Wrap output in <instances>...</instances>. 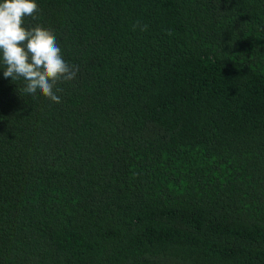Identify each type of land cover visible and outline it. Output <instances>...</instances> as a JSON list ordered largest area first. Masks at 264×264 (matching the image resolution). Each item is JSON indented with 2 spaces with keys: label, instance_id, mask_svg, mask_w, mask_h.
Listing matches in <instances>:
<instances>
[{
  "label": "trees",
  "instance_id": "16d2710c",
  "mask_svg": "<svg viewBox=\"0 0 264 264\" xmlns=\"http://www.w3.org/2000/svg\"><path fill=\"white\" fill-rule=\"evenodd\" d=\"M36 3L79 71L0 63V264H264V0Z\"/></svg>",
  "mask_w": 264,
  "mask_h": 264
},
{
  "label": "clouds",
  "instance_id": "9594fccd",
  "mask_svg": "<svg viewBox=\"0 0 264 264\" xmlns=\"http://www.w3.org/2000/svg\"><path fill=\"white\" fill-rule=\"evenodd\" d=\"M36 0H0V63L3 77L23 80L22 91L36 97L43 95L53 103H61L59 84L75 79L78 66L69 64L51 29L37 24L24 26L23 19H38ZM141 31L147 25H134Z\"/></svg>",
  "mask_w": 264,
  "mask_h": 264
}]
</instances>
